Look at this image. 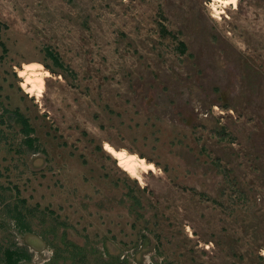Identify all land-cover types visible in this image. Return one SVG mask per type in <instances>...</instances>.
Listing matches in <instances>:
<instances>
[{
    "label": "rangeland",
    "instance_id": "rangeland-1",
    "mask_svg": "<svg viewBox=\"0 0 264 264\" xmlns=\"http://www.w3.org/2000/svg\"><path fill=\"white\" fill-rule=\"evenodd\" d=\"M0 22V264H264V0H0Z\"/></svg>",
    "mask_w": 264,
    "mask_h": 264
},
{
    "label": "bare ground",
    "instance_id": "bare-ground-1",
    "mask_svg": "<svg viewBox=\"0 0 264 264\" xmlns=\"http://www.w3.org/2000/svg\"><path fill=\"white\" fill-rule=\"evenodd\" d=\"M224 4H237L238 0H214ZM217 10V8L215 7ZM218 11V10H217ZM218 14V13H217ZM221 15V14H220ZM39 67V69H37ZM41 68V70H40ZM20 74L25 78L23 86L30 93L33 94L37 91L38 95H42L45 76L50 74L47 68H43L42 63H31L27 64L25 69H20ZM106 150L111 153L115 158L119 160L120 165L124 168L131 176L143 180V173L154 169L155 164L148 161L146 158L132 153L127 149L116 148L109 141L104 142Z\"/></svg>",
    "mask_w": 264,
    "mask_h": 264
},
{
    "label": "trees",
    "instance_id": "trees-1",
    "mask_svg": "<svg viewBox=\"0 0 264 264\" xmlns=\"http://www.w3.org/2000/svg\"><path fill=\"white\" fill-rule=\"evenodd\" d=\"M0 28H1V22H0ZM183 45H184V43H183ZM24 122H25V124H26V129H25V132L27 133V135H30V133L33 131V128L30 126V123H29V120L28 119H24ZM27 143L28 144H32V137H29L28 136V138H27ZM245 193H244V191H242L241 193H240V197H241V195H244ZM242 198V197H241ZM244 199V198H243ZM21 257V256H20ZM261 258H263L264 259V257L262 256ZM9 260H11L10 261V264H14V261L12 260V253L9 251ZM18 260H20V258L18 257L16 260H15V262L17 263L18 262Z\"/></svg>",
    "mask_w": 264,
    "mask_h": 264
}]
</instances>
